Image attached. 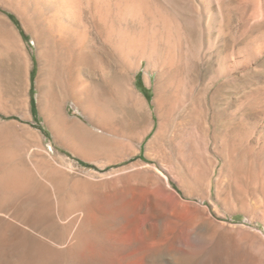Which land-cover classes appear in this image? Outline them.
<instances>
[{
  "label": "rangeland",
  "instance_id": "obj_1",
  "mask_svg": "<svg viewBox=\"0 0 264 264\" xmlns=\"http://www.w3.org/2000/svg\"><path fill=\"white\" fill-rule=\"evenodd\" d=\"M43 1L0 0V264H264V0Z\"/></svg>",
  "mask_w": 264,
  "mask_h": 264
},
{
  "label": "bare ground",
  "instance_id": "obj_2",
  "mask_svg": "<svg viewBox=\"0 0 264 264\" xmlns=\"http://www.w3.org/2000/svg\"><path fill=\"white\" fill-rule=\"evenodd\" d=\"M35 1V0H34ZM40 1V0H39ZM45 1V0H44ZM43 1V2H44ZM48 1H54V2H56V3H59L60 1H63V3H64V1L65 0H47V2ZM112 0H95V2L94 1H92V0H88L87 2V5H86V8H89L90 10H93L92 8H94L95 10H96V12L100 15V17H102V16H104V13H103V3L102 2H106V3H108V2H111ZM117 1V0H116ZM119 2V4H120V2H122L123 4H122V8H121V6H118L119 7V9L118 10H122L123 9V11H126L125 13H136L137 12V10H140V9H138L139 7L137 6V0H118ZM73 3H75V2H73ZM137 3V4H136ZM66 4V3H65ZM64 4V5H65ZM109 4V3H108ZM55 5V4H54ZM164 5V4H163ZM37 6H39V5H37ZM85 6V5H84ZM140 6V5H139ZM161 6V5H160ZM60 7V6H59ZM107 7V6H106ZM47 8V7H46ZM74 8V7H73ZM86 8H84V11H86ZM43 9V8H42ZM78 9V8H77ZM106 9V8H105ZM104 9V10H105ZM111 9V8H110ZM48 10V9H47ZM112 10V9H111ZM76 11V10H75ZM35 12V11H34ZM42 12V11H41ZM105 12V11H104ZM122 12V11H121ZM138 13V12H137ZM112 14V13H111ZM114 14V13H113ZM110 15V14H109ZM164 15V14H163ZM116 17V16H115ZM101 19V18H100ZM95 20V19H94ZM93 20V21H94ZM102 20V19H101ZM100 20V21H101ZM73 21V20H72ZM114 21V20H113ZM119 21V20H118ZM48 22V21H47ZM103 22H105V24L107 25V22L104 20ZM116 22V21H115ZM95 23V22H94ZM91 25V24H90ZM73 26H75V25H73ZM89 26V25H88ZM92 26V25H91ZM95 26V25H94ZM70 27V26H69ZM131 27H133V26H131ZM81 28V27H80ZM101 28V27H100ZM109 28V27H108ZM127 29V28H126ZM79 30V29H78ZM46 31V30H45ZM80 31V30H79ZM96 31V30H95ZM91 33V32H90ZM94 33V32H93ZM101 33H102V31H101ZM101 33H100V35H101ZM132 34V33H131ZM120 35V34H119ZM92 36V35H91ZM96 36V35H95ZM80 39V38H79ZM77 40V39H76ZM99 40H101V39H99ZM117 42V41H116ZM93 44V43H92ZM123 45V44H122ZM93 51V50H92ZM94 52V51H93ZM173 80V79H172ZM165 95V94H164ZM160 96H159V94H158V96L156 97V103H158L159 101H160ZM179 101V100H178ZM170 102V101H169ZM54 107V106H53ZM103 107V106H102ZM165 108V107H164ZM53 109H55V108H53ZM135 110V109H134ZM164 110V109H163ZM55 111V110H54ZM164 115H165V117H166V119H168V120H170V121H172L173 122V124H174V130H173V134H174V136H173V139L174 140H176V138L177 137H179L178 136V133H177V131H176V124H175V119H173V117H174V111H173V108L172 107H170V105L167 103V107H166V110L164 111V113H163ZM50 116V115H49ZM50 118H51V116H50ZM52 119L53 120H51L53 123H54V125H55V127H57L58 129L60 128V129H62L63 131L65 130L66 132L69 130V128H70V125H69V123L67 122V119H65V118H63L62 116H59V113L58 114H56L55 115V117H53L52 116ZM183 128V127H182ZM68 133V132H67ZM170 142L168 141L166 144H169ZM165 144V145H166ZM17 168V167H16ZM17 174V173H16ZM10 179H12V178H10ZM9 179V180H10ZM14 181H16V179H13V180H11V181H9L8 182V184L9 185H12V186H14L15 185V182ZM159 182V180L158 181H154L153 183H151L153 186L154 185H156L157 183ZM151 185V186H152ZM162 185V184H161ZM21 187V186H20ZM188 195H190V194H188ZM184 200L183 199H180V200H178L177 201V206H181V207H183L184 206ZM85 223V222H84Z\"/></svg>",
  "mask_w": 264,
  "mask_h": 264
},
{
  "label": "trees",
  "instance_id": "obj_3",
  "mask_svg": "<svg viewBox=\"0 0 264 264\" xmlns=\"http://www.w3.org/2000/svg\"><path fill=\"white\" fill-rule=\"evenodd\" d=\"M32 107H33V111L35 112L36 107H35V100L34 99L32 100Z\"/></svg>",
  "mask_w": 264,
  "mask_h": 264
}]
</instances>
